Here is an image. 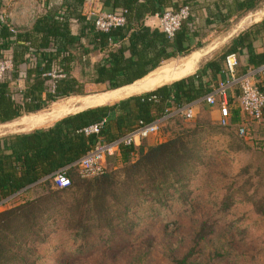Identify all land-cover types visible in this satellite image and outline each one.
Listing matches in <instances>:
<instances>
[{"label": "trees", "instance_id": "obj_1", "mask_svg": "<svg viewBox=\"0 0 264 264\" xmlns=\"http://www.w3.org/2000/svg\"><path fill=\"white\" fill-rule=\"evenodd\" d=\"M47 1L29 29L13 34L7 24L0 23V58L11 52L13 62L11 76L0 82V125L41 113L57 101L87 96V85L104 87L101 92L131 86L169 61L202 49V41L209 32L204 31L206 27H227L233 11L249 12L255 10L257 4L256 0L234 1L226 13L217 7L204 18L199 7L210 0H99L104 12L124 11L126 18L124 27L103 34L83 13L87 0H65L56 6H50L51 0ZM183 7L190 8L189 19L172 38L159 28L146 25L148 17L162 15L169 9L178 12ZM258 37H264V20L241 32L190 76L113 105L68 115L49 128L0 138L1 209L13 199H22L17 206L0 212V264H29L32 255L27 249L31 240L45 242L41 231L49 219L46 214L55 195L25 198L31 191L44 189L54 182L59 172H66L71 186L59 189L55 184L56 193L80 194L72 198V207H75L72 212L78 216L72 231L74 238L83 243L89 241L95 230H113L115 221L129 212L132 202L152 198L162 205L173 196L172 192L179 194L189 184L190 172L196 173V164L201 162L197 144L185 139L190 135L150 147H144V143L139 148L122 147L108 158L105 174L93 179L80 178L74 165L97 144L115 141L139 122H155L201 101L225 79L228 56H237L238 76L251 67L263 65L264 49L254 47ZM96 53L100 58L93 61ZM244 56L247 64L243 67L241 58ZM23 65L26 66L24 78ZM21 80L23 90H17L14 86ZM239 96L240 89L235 88L230 97V125L221 127L217 121L219 127L237 128L238 132V126L244 123L237 103ZM175 119L194 120L177 115L162 127ZM103 121L99 135L82 133L83 129ZM230 144L235 151L241 148L238 140ZM112 161H120L124 166L120 183L115 173L108 172ZM73 175L83 181L77 184ZM123 191L128 193L122 194ZM231 205V198L226 196L219 210L224 212ZM255 209L264 216V204L255 205ZM86 211L92 218L84 216ZM187 258L176 264H187Z\"/></svg>", "mask_w": 264, "mask_h": 264}, {"label": "rangeland", "instance_id": "obj_2", "mask_svg": "<svg viewBox=\"0 0 264 264\" xmlns=\"http://www.w3.org/2000/svg\"><path fill=\"white\" fill-rule=\"evenodd\" d=\"M223 28L216 25L204 29L209 32L202 46L217 44L219 48L211 57L204 58L197 70L228 44L221 39ZM4 55L11 56L9 52ZM183 60H171L156 73L165 68L177 69ZM24 72L21 67L23 78ZM21 83L19 89L23 87ZM104 89L87 86L88 96L57 101L37 115L23 117L11 128L0 127V136L46 128L64 115L121 101L116 97L99 103L110 93L101 92ZM92 98L95 101L91 105L87 100ZM62 106L69 109L63 110ZM215 112L216 108L200 106L191 122L175 119L148 139L150 145L144 143V147H150L190 135L185 139L197 144L201 162L196 164V173L190 172L189 184L179 194L172 192L173 196L162 205L152 198L132 202L129 212L115 221L113 230H95L86 243L74 238L72 231L78 220L72 212V198L80 194L56 193L53 181L44 189L31 191L25 199L55 195V200L49 202V219L41 231L45 242L40 244L33 238L27 249L32 255L29 264H176L185 257L187 264H264V216L255 209V205L264 204V117L258 122L245 119L247 135L241 137L237 128L219 127ZM234 140L240 141L238 151L231 147ZM108 172L115 173L119 183L123 181L124 166L120 161H112ZM72 179L77 184L83 181L76 175ZM121 193L126 195L128 191ZM226 196L231 198L232 205L221 212L219 208ZM20 200L13 199L0 212L17 206ZM84 216L92 218L88 211Z\"/></svg>", "mask_w": 264, "mask_h": 264}, {"label": "built area", "instance_id": "obj_3", "mask_svg": "<svg viewBox=\"0 0 264 264\" xmlns=\"http://www.w3.org/2000/svg\"><path fill=\"white\" fill-rule=\"evenodd\" d=\"M31 1L37 4V0ZM190 12L189 7H183L178 12H174L171 9L166 10L162 15L156 16L158 21L157 27L172 38L181 29L183 23L189 19ZM86 17L92 19L96 30L103 34H109L111 30L124 27L126 24L124 11L106 13L91 9L86 12ZM0 23L7 24L11 33H18V30L8 23V16L0 14ZM238 67L239 60L237 56H228L226 59L225 79L220 80L212 92L201 101H198V103L202 102L210 108L218 109L220 114L218 124L221 127H228L230 125V97L235 88L240 89L237 103L242 115L257 122L263 119L264 92L262 88H264V64L259 67H251L245 74L240 76L237 75ZM12 71V56L0 58V82L4 81L5 78H9ZM198 103L175 110L152 123L139 122L135 128L115 141L97 144L75 163L74 167L77 169L80 178L93 179L104 175L107 170L106 165L109 157L118 153L122 147H141L148 138L157 135L162 125L171 117L179 115L187 120L194 119L196 116L195 107ZM104 124L105 121L87 127L82 130V133L86 136L99 135ZM238 132L241 137H245L247 135L245 125L238 126ZM54 182L59 189H68L71 186V181L65 171L57 173Z\"/></svg>", "mask_w": 264, "mask_h": 264}, {"label": "crops", "instance_id": "obj_4", "mask_svg": "<svg viewBox=\"0 0 264 264\" xmlns=\"http://www.w3.org/2000/svg\"><path fill=\"white\" fill-rule=\"evenodd\" d=\"M64 1L65 0H51L49 5L50 6L61 5ZM234 1L242 3L244 1H249V0H210L208 2H204L201 4V7H199L200 14L204 18H207L211 14H213V12L215 10H217V7L220 10H222L224 13H226L228 11L227 10L228 6L233 4ZM250 1H253V0H250ZM263 1L264 0H256V3H257L256 8H255V10H252V11H249V12L240 11L238 13L237 12L235 13V11H233L234 16L229 20V22H227L229 24V26H227V27L222 26L224 28L221 31V35H223V37L221 39H223L225 42L229 43L231 40H233L235 37H237L241 32H243L246 29L256 25L257 23L262 22L264 20V2ZM36 2H37V4H35L31 0H0V14L7 15L8 16V23L12 24L18 30V32H21V31H24L25 29H29L33 26L38 15L44 10L46 5L48 4L47 0H37ZM91 9L104 12L103 11V4L99 0H87L86 3L84 4V8H83L84 15H86V12L91 10ZM217 23H218V21H217ZM219 23L221 25H224V23H221V22H219ZM157 24H158V21H157L156 16L148 17L146 19V25H148L152 28H158ZM208 47H214L215 48V50L209 56H207V57H211L215 53L217 48H219V45L210 44V45H207L206 47L203 46L202 49H199L197 51H202ZM254 47L260 48V49L262 47L264 49V37H262V38L258 37L257 40L254 41ZM9 53L12 54L11 52H9ZM187 57H185V58H187ZM207 57H205V58H207ZM99 58H100V56H99ZM99 58L93 57L92 60L96 61ZM201 61L199 62V64L201 63ZM199 64H198V66H199ZM241 64L243 67L246 66L247 59L245 56L241 58ZM21 67H24L26 70L25 65H23ZM196 71H197V68L193 73L187 74V75H185L179 79L172 80L168 83H162V84L157 85V86L142 87L141 84H143L145 82V79H147V77L150 75L149 74L145 79L143 78V80L141 79V81L139 80V82H137V83L135 82V84L128 86V87H136V86L140 87L141 91H143V92L140 91V92L128 95V96L126 95L124 97L119 98V100H124L126 98L131 97V96L133 97V95H138V94H142V93L144 94L145 92L147 93V92L153 91V90H155L161 86L171 84L177 80H180L182 78L190 76V75L194 74ZM20 82H22L21 84L24 87L23 80L17 81V83H16L17 86H14L17 90H23V87L21 89H19ZM87 86H90V85H87ZM125 88H127V86ZM125 88L123 87V89H125ZM119 90H122V89L120 88ZM119 90L117 89L116 91H119ZM113 91H115V90H113ZM110 92H112V91H110ZM82 97H86V96H82ZM75 98H81V97L79 96V97H75ZM115 102H117V101H115ZM200 104L202 105L203 108L208 107L204 103L199 102L195 107V114H196L197 110H200V106H201ZM78 113H80V112L74 113L73 115L78 114ZM215 114H216V116H218V119H217V121H218L220 118V114H219L218 109H216ZM68 115H71V113ZM68 115H64L63 117L57 118L55 120H61L63 118H66ZM27 116H31V115H27ZM23 117H26V116H23ZM22 118H19V119L15 120L11 123H8V124L0 125V127L4 128V129L5 128H11L10 126L12 124L16 123L17 121H21L20 119H22ZM241 118H242V123L244 122L242 125H245V119L249 121V118L244 116V115H242ZM55 120H53V121H55ZM53 121H50V122H53ZM47 124H45V125H47ZM54 124H52L50 126L48 125L46 128H49V127L53 126ZM45 125H42V126H45ZM37 127H40V126H36V128ZM33 128H35V127H33ZM31 131H33V130H30V132ZM26 133H29V132H26ZM15 134H21V133H15ZM15 134H10V135H15ZM10 135H8V134L3 135V136H0V138H3L5 136H10ZM148 139L146 140L147 142H148ZM149 142H148V144H149ZM150 144H151V142H150ZM153 145H155V144H153Z\"/></svg>", "mask_w": 264, "mask_h": 264}, {"label": "bare ground", "instance_id": "obj_5", "mask_svg": "<svg viewBox=\"0 0 264 264\" xmlns=\"http://www.w3.org/2000/svg\"><path fill=\"white\" fill-rule=\"evenodd\" d=\"M214 50H215L214 47H208L202 51H197V52L192 53L190 56L185 58L181 64H179L177 66V69L165 68L159 74L156 73V71H158V70H156L150 75L152 77L151 78L147 77V79H145V82L143 84H141V86L142 87L157 86V85H160L162 83H168L172 80L179 79V78H181L187 74H191L196 70L199 62L203 58L209 56ZM140 90H141V88L136 86V87H127V88L119 90V91H112L109 94L104 95L101 98L103 100L100 101L99 103H101L105 100L109 101L110 99H114L116 97L121 98V97L126 96V94L128 96V95L134 94L133 92H139ZM94 98H96V97H94ZM94 98L88 99L87 100L88 103L91 104V102L94 100ZM93 105H95V104H93ZM64 107L62 106L61 109L62 108H63V110L69 109V108H64Z\"/></svg>", "mask_w": 264, "mask_h": 264}]
</instances>
